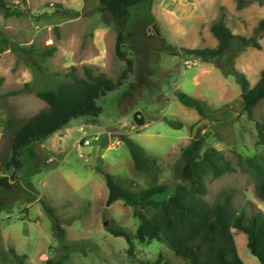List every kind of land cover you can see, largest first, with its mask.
I'll return each instance as SVG.
<instances>
[{"label": "rangeland", "instance_id": "obj_1", "mask_svg": "<svg viewBox=\"0 0 264 264\" xmlns=\"http://www.w3.org/2000/svg\"><path fill=\"white\" fill-rule=\"evenodd\" d=\"M6 1L16 12L5 16L0 11V173L10 176L13 170L5 164L13 131L46 107L38 92L56 89L71 67L79 76L88 66L116 80L126 62L114 51L121 28L98 0ZM220 16L234 34L249 36L264 18V3L237 8L235 0H145L130 8L121 47L132 60V72L97 99L102 107L98 116L72 118L24 147L17 183L12 190L0 189V264H18L11 251L25 255L24 264L184 263L156 240L134 239L133 257L127 256L126 240L107 228L134 233L139 220L121 200L106 205L108 190L97 169L130 177L137 188L148 186V177L134 170L122 135L156 158L159 183L181 181L177 164L198 128L203 148L215 147L234 166L238 154L263 153L256 143L255 122L264 123V99L248 116L240 87L225 70L226 58L200 61L187 52L217 45L210 25ZM259 42L260 48L248 46L233 60L251 85L264 68V35ZM52 46L51 55H37ZM29 51L40 68L32 64ZM176 90L202 98L208 106L205 117L183 105ZM137 111L143 116L141 124L134 121ZM167 119L180 120L183 126L172 127ZM85 139L90 144L84 145ZM205 181L207 202L233 189L236 207L264 212V199L256 195L255 178L249 173L237 169L217 177L208 174ZM44 204L54 210L65 231L62 236H55ZM158 210L142 211L149 217ZM233 235L240 258L261 264L249 252L246 236L238 230ZM77 241L84 242L83 251L70 248L77 247Z\"/></svg>", "mask_w": 264, "mask_h": 264}, {"label": "trees", "instance_id": "obj_2", "mask_svg": "<svg viewBox=\"0 0 264 264\" xmlns=\"http://www.w3.org/2000/svg\"><path fill=\"white\" fill-rule=\"evenodd\" d=\"M98 1L101 10L108 12L121 28L114 51L118 58L125 60V68L113 80L103 72L94 73L88 66L83 67V75L79 76L74 67H71L64 72L65 80L56 89L38 92V98L46 103V107L30 116L13 131L11 156L5 164L13 173L10 176L0 173V189L12 190L17 183V170L23 165L20 153L24 147L57 131L72 118L98 116L102 107L97 104V99L119 86L132 72V60L121 47L123 29L130 8L145 0ZM252 1L264 3V0H235L237 8ZM0 11L5 16L16 12L10 9L6 0H0ZM210 31L217 40L215 47L190 49L187 52L200 61L226 58L225 70L227 74L235 77L241 91V106L251 117L253 107L264 99V68L255 84L251 85L245 73L234 65L233 60L238 52L248 46L261 47L259 39L264 35V18L258 21L249 36L234 34L223 16L211 23ZM53 50L52 46L37 55L49 56ZM30 60L34 66L40 68L33 54L30 55ZM175 95L183 105L195 109L201 117H205L208 106L202 98L180 90H176ZM167 123L175 128L183 126L180 120L167 119ZM255 126L256 143L263 148V153L256 156L238 154L237 166L215 147L203 148L204 137L198 128L195 136L182 150L177 164L181 181L175 184L159 183L160 166L156 158L148 155L126 135L121 136L130 152L134 170L148 177V186L137 188L136 181L130 177L115 176L100 168L97 171L103 177L108 190L106 205L121 200L133 208V215L139 220L134 233L122 228H107L115 236H122L126 240L129 258L133 257L134 239L141 243L156 240L166 244L183 260V264H246L239 256L233 235V230H238L246 236L249 252L264 264V212L254 208L248 212L246 207H236L233 203V189L221 191L212 203L205 199V178L208 174L217 177L237 169L255 178V193L260 199H264V123L256 121ZM43 206L53 221L55 236H62L65 231L54 210L45 204ZM147 207L159 210L147 217L142 211ZM83 243L77 241L78 246L72 245L70 248L83 251ZM11 252L18 264H24L25 255ZM159 264L173 263L165 261Z\"/></svg>", "mask_w": 264, "mask_h": 264}, {"label": "water", "instance_id": "obj_3", "mask_svg": "<svg viewBox=\"0 0 264 264\" xmlns=\"http://www.w3.org/2000/svg\"><path fill=\"white\" fill-rule=\"evenodd\" d=\"M134 121L137 124L143 123V116H142V114H141L140 111L135 112V114H134ZM105 224H106V222H105Z\"/></svg>", "mask_w": 264, "mask_h": 264}, {"label": "built area", "instance_id": "obj_4", "mask_svg": "<svg viewBox=\"0 0 264 264\" xmlns=\"http://www.w3.org/2000/svg\"><path fill=\"white\" fill-rule=\"evenodd\" d=\"M187 61H188V63L192 62V60H191V61L187 60ZM192 63H194V62H192ZM83 144H84V145H88V144H90V139H85V140H83Z\"/></svg>", "mask_w": 264, "mask_h": 264}]
</instances>
